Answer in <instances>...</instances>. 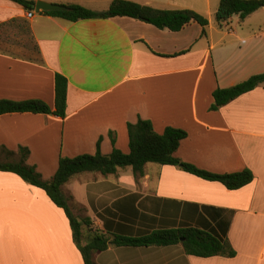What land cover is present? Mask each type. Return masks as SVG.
<instances>
[{
	"label": "crops",
	"instance_id": "obj_1",
	"mask_svg": "<svg viewBox=\"0 0 264 264\" xmlns=\"http://www.w3.org/2000/svg\"><path fill=\"white\" fill-rule=\"evenodd\" d=\"M32 1L104 12L114 0ZM126 1L162 11H195L209 20L207 34L197 23L172 32L128 17L68 22L34 11L29 19L21 5L0 0V101L41 100L54 109L56 74L68 81L65 118L0 116V159L19 162V151L28 149L26 164L50 180L61 158L95 155L101 138L103 155L114 148L129 154L128 124L139 119L150 121L159 134L168 127L184 130L188 136L175 154L178 159L219 175L250 170L254 181L231 191L179 167L149 163L141 179L131 168L108 176L85 173L62 190L75 217L90 218L97 231L104 230L97 214L125 199H136L139 213L158 221H188L195 210L229 216L227 238L237 256L198 258L176 245L109 248L95 261L264 264V85L211 109L217 89L264 73V8L243 21L235 16L219 25L215 14L221 0ZM22 38L33 42V57L21 56ZM211 216L206 217L212 222ZM0 264H84L65 211L42 189L2 171Z\"/></svg>",
	"mask_w": 264,
	"mask_h": 264
},
{
	"label": "trees",
	"instance_id": "obj_2",
	"mask_svg": "<svg viewBox=\"0 0 264 264\" xmlns=\"http://www.w3.org/2000/svg\"><path fill=\"white\" fill-rule=\"evenodd\" d=\"M34 12L36 1L9 0ZM68 11L42 12L45 15L62 19L68 22H77L87 19H111L128 17L148 23L161 30L179 32L185 27L197 23L203 28L206 36L209 20L192 10L162 11L142 6L126 0H114L109 9L97 12L84 6L67 5ZM264 8V0H221L215 14L217 24L228 23L238 16L245 20L249 15ZM264 85V73L255 75L234 87L217 89L213 94L212 110H218L244 94ZM67 79L56 74L55 77V107L52 109L41 100L27 101H0V116L14 113H33L53 115L65 118L67 114ZM130 153L125 154L114 148L111 154L103 155L100 150V141L95 155H81L75 158H61L59 167L51 180H44L34 167L26 164L30 154L28 149L19 151V162H3L0 159V171L18 175L30 185L46 192L52 202L63 209L70 221L73 239L80 250L84 264H96L95 255L107 251L109 248H149L169 247L182 245L187 256L198 258L227 257L235 258L237 252L227 238L231 219L229 216H211V213L185 214L190 218L183 221L172 220L165 222L156 216L140 214L135 206V200L116 202L113 207L107 208L97 216L104 223V230H93L90 218L79 221L70 208L71 198L65 195L62 188L70 180L85 173H100L104 176L114 175L119 169L131 168L137 179L145 176V167L149 163L179 167L186 173L210 182H218L228 190L235 191L251 184L255 176L252 171L244 170L234 174H213L203 171L196 166L183 162L175 154L181 142L187 138L184 130L168 127L163 134L155 131L150 121L139 119L135 124H128ZM114 143V138H112ZM113 209H118L115 212ZM161 209L156 210L159 214ZM164 213V211H162ZM219 216L221 213L218 212ZM198 216V218H197ZM211 216V220L207 217ZM196 220V221H195ZM197 221L205 222L201 226L194 224ZM214 222V223H213ZM216 222V223H215ZM86 228V231H85ZM134 231L136 235H128L125 231Z\"/></svg>",
	"mask_w": 264,
	"mask_h": 264
},
{
	"label": "rangeland",
	"instance_id": "obj_3",
	"mask_svg": "<svg viewBox=\"0 0 264 264\" xmlns=\"http://www.w3.org/2000/svg\"><path fill=\"white\" fill-rule=\"evenodd\" d=\"M21 45H25V47H23V49L22 50H20L21 51V56H25V57H33L34 55H33V53H34V51H33V48H34V45H33V42L31 41V39L30 38H28V40H27V42H25L24 43V40H23V38H22V41H21ZM100 173H98V174H92V175H99ZM101 175V174H100ZM53 178V177H52ZM51 180V179H50ZM79 188H81V186L79 187ZM71 201V200H70ZM70 204V203H69ZM202 212H204V211H202ZM79 220V219H78ZM196 221V220H195ZM189 222V221H188ZM205 222H203V221H197V222H195L194 224H197V226H201L202 224H204ZM94 230L95 229H97L96 228V226L94 225V227H92ZM125 233L126 234H128V235H136L135 234V232L134 231H131V230H128V231H125ZM127 249V248H126ZM128 251L130 250V251H132V250H136L135 248H133V247H131V248H128L127 249ZM127 250H124V251H127ZM96 264H99V261L97 260L96 261Z\"/></svg>",
	"mask_w": 264,
	"mask_h": 264
},
{
	"label": "water",
	"instance_id": "obj_4",
	"mask_svg": "<svg viewBox=\"0 0 264 264\" xmlns=\"http://www.w3.org/2000/svg\"><path fill=\"white\" fill-rule=\"evenodd\" d=\"M35 11L37 14L42 12H64L68 11V8L63 5L51 4L45 1H37Z\"/></svg>",
	"mask_w": 264,
	"mask_h": 264
},
{
	"label": "built area",
	"instance_id": "obj_5",
	"mask_svg": "<svg viewBox=\"0 0 264 264\" xmlns=\"http://www.w3.org/2000/svg\"><path fill=\"white\" fill-rule=\"evenodd\" d=\"M33 16H34V13H33V12H30V13L27 15V17H28L29 19L33 18Z\"/></svg>",
	"mask_w": 264,
	"mask_h": 264
}]
</instances>
